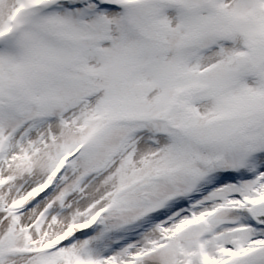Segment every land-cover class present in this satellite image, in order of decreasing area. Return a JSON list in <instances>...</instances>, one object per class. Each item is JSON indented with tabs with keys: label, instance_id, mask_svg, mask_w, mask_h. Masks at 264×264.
<instances>
[{
	"label": "snow or ice",
	"instance_id": "6c2138e0",
	"mask_svg": "<svg viewBox=\"0 0 264 264\" xmlns=\"http://www.w3.org/2000/svg\"><path fill=\"white\" fill-rule=\"evenodd\" d=\"M0 264H264V0H0Z\"/></svg>",
	"mask_w": 264,
	"mask_h": 264
}]
</instances>
